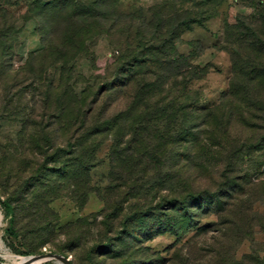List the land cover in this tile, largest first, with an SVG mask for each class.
<instances>
[{
  "label": "trees",
  "instance_id": "16d2710c",
  "mask_svg": "<svg viewBox=\"0 0 264 264\" xmlns=\"http://www.w3.org/2000/svg\"><path fill=\"white\" fill-rule=\"evenodd\" d=\"M115 1L26 0L28 20L43 15L47 8L58 13V23L47 28L52 37L57 34L46 44L43 62L36 70L26 67L21 72L8 69L18 32L13 15L0 6V122L23 113L18 104L24 101L27 91L37 94L36 99L31 97L34 109L29 117L36 115L38 120H23L25 133L18 145L11 144L23 152L17 162L20 170L15 169V154L6 157L8 166L5 159L0 166V178L6 179L2 191L6 201L1 206L10 217L7 233L19 241L24 249L22 256L42 254L43 248L63 255L65 248L53 243L54 240L68 237L72 242L79 241L67 232L68 226L60 225L51 204L69 198L78 208L86 205L87 196L94 192L90 174L100 164L98 151L103 146L101 138L106 136L111 142V168L106 177L107 187L98 193L104 204L105 222L100 228L104 238L111 234L112 223L124 215V204L141 195L146 205L129 207L125 215L127 223L142 220L147 228L169 233H177L180 226L191 223L188 208L236 188L246 187L247 206L259 201L264 207L263 177H248L236 167L244 158L254 157L264 144V93L259 92L258 86L264 83V9L260 13L261 21L254 23L240 18L227 27L228 40L231 43L234 39L236 45V49L226 50L231 56V79L221 103L206 109L198 108L200 96L189 84L202 79L207 71L191 64L190 57L175 50L183 34L194 25L203 27V20L186 12L176 15L171 23V17L164 15L161 19H168L167 23L145 24V31L133 27L114 31L124 35L136 33L131 41L137 44L134 50L130 47L128 56L132 60L128 66H138V73L147 72L139 80L136 73L130 74L123 84L126 89L136 82V97L140 95L137 104L142 101L143 104L137 110V104H127L118 113L120 116H116L109 114L110 101L102 104V99L117 84L94 81L78 97L65 80L68 66L84 53L86 44L100 32L112 33L118 19H106V8ZM214 15V10H210L204 21ZM105 21L113 25L107 26ZM60 27L64 30L59 33ZM53 68L61 72L58 87L50 74ZM169 86L175 94L171 101L150 104L146 94ZM67 115L68 120H64ZM127 115L134 116L126 120ZM172 129L176 134L174 139L169 138ZM238 130L250 139L242 138L239 144L236 140L232 142ZM58 137L65 140V146L57 142ZM171 146H175L177 153L174 175L170 171L162 173L168 162L165 154ZM214 147L217 151H213ZM261 168L264 175V163L258 171ZM153 171L158 181L156 186L149 185ZM223 179L226 184L218 188ZM201 180L212 182L213 186L196 187ZM172 181L177 182L179 190L160 195V186ZM148 198L151 201L158 198L159 205L154 207ZM255 218L258 224L254 223ZM263 220L264 211L258 214L249 208L241 230L243 239H249L255 227L264 229ZM104 238L100 239L99 248L96 246L86 253L91 262H95L98 251L109 247L108 238Z\"/></svg>",
  "mask_w": 264,
  "mask_h": 264
},
{
  "label": "rangeland",
  "instance_id": "374dc122",
  "mask_svg": "<svg viewBox=\"0 0 264 264\" xmlns=\"http://www.w3.org/2000/svg\"><path fill=\"white\" fill-rule=\"evenodd\" d=\"M0 6L13 15L18 32L8 69L13 72H21L26 67L36 70L43 62L42 54L45 52L46 44H49V41L54 39L57 34L56 32L52 37V34H48L47 28L51 24L58 23V13H53L51 9L46 8L43 15L31 17L28 20L26 0H0ZM263 9L264 0H116L106 8L108 16L106 19H118L117 25L111 30L112 33L107 34L99 31L100 35L88 42L84 53L76 57L68 66L65 80L69 81L70 89L78 97L82 96L86 87L91 86L94 81L99 84L105 82L117 84L116 88L103 95L102 104L109 100L111 106L109 114L114 113L117 114L116 116H120L118 113L124 111L129 104L136 105L140 96L136 97L138 90L136 82L126 89L123 87L126 78L130 74L136 73L135 76L139 80L147 72L143 70V73H138L140 70L138 66H128L129 60H132L128 55L137 44L131 41L135 38L136 33L124 35L113 32H117L123 27H133L145 31V24L151 22L156 24L160 21L167 23L168 19H161L164 15L171 17V21H169L171 23L176 15L189 12L196 19L203 20L204 25L203 27L194 25L191 31L185 32L180 43L175 45V50L178 54L190 57L191 64L207 71L202 79L189 84V88L197 91L200 96L198 108L206 109L218 106L231 79V56L226 50L228 48L236 49L234 39L231 40V43L229 42L230 38L228 40L227 27L235 24L236 20L240 18L248 19L254 23L261 21L260 13ZM210 10H214L215 15L204 21ZM104 24L113 25L111 21L109 23L105 21ZM259 26L261 23H258ZM63 30L64 28L60 27L59 33ZM261 32L259 31V33ZM127 44H129L128 48ZM171 72L173 73V69ZM50 74L55 79V86L58 87L60 85V69L53 68L50 70ZM147 80H151V75H148ZM263 84L258 85L261 88L260 93H264ZM22 90L24 92L25 89ZM31 93L27 91L24 101L18 104L23 110L20 116L10 117L6 121L0 122V166L3 165V159L8 166L6 157L15 154L16 171L20 170L17 162L23 157V152L18 146L17 148L11 147V144L18 145L19 138L25 133L23 120H38L36 115L29 117L31 109H34L31 97L33 95L36 99L37 96L36 93ZM61 95L59 94L60 97H62ZM174 95L169 86L166 89H157L153 94L148 93L145 96L152 104L162 100L169 102ZM142 104L143 101L137 104L135 109L137 110ZM133 116L127 115L126 120H131ZM68 117V115L64 116L63 119L68 120ZM175 136V131L172 129L169 138L174 139ZM246 137L245 132L238 130L235 139L232 138L231 141L236 140L235 143L239 144L243 141L242 138L250 139V136ZM101 139L103 146L98 151L100 164L92 169L90 174L94 192L87 196L86 205L83 208H78L69 198H61L51 204L53 211L58 214L60 225L68 226L67 232L79 238V241L76 242L70 241L68 237L58 238L53 242L65 248L66 251L62 256L68 258L72 264H264V229L255 227L249 239H243V231H241L249 208L258 214L264 211V207L259 201H252L250 206L246 205L245 186L242 190L236 188L222 192L216 199H204L201 204L196 203L193 208H188L191 214V223L184 227L180 226L177 233H169L161 229L152 230L151 227L147 228L143 224L145 221L142 220L127 223L125 215L128 213L129 207L133 208L135 204L146 205L145 198L141 195L139 199L124 204V208H126L124 215L112 223V232L106 235L109 247L102 249L101 252L98 251L95 262H91L86 253L96 246L99 248L100 239L104 238L100 232L101 225L105 222L104 204L98 193L103 192L107 187L106 177L111 168L109 160L111 142L107 136ZM57 142L66 145L65 140L61 137H58ZM262 146L263 149L256 152L254 157L244 158L237 163L236 167L243 175L251 178L263 177L262 180H264L262 168L258 171L259 165L264 163V144ZM213 151H217V147H214ZM176 155L175 146H171L165 154L168 162L162 169V173L170 171L173 175L176 174ZM11 165L13 166L9 162V166ZM150 174L152 175L149 185L156 186L158 181L155 172H150ZM5 184L6 179L0 178V188H2L0 189V211L4 218V224L0 227V244L2 246L0 262L19 264L20 259L29 256L21 255L24 249L19 241L7 233L10 217L1 206L6 201L3 194ZM196 184L198 188L213 186L212 182L207 183L204 180ZM221 184H226L224 179L217 187L220 188ZM160 190V195L164 196L176 193L179 189L177 182L172 181L169 185L160 186ZM148 201H151V198H148ZM151 202L154 207L159 205L158 198ZM163 209L164 207L161 208V210ZM79 222L81 223L78 224ZM257 222L258 220L255 218L254 223L258 224ZM262 223L264 224V220ZM42 250L48 252L46 248Z\"/></svg>",
  "mask_w": 264,
  "mask_h": 264
},
{
  "label": "water",
  "instance_id": "95a60500",
  "mask_svg": "<svg viewBox=\"0 0 264 264\" xmlns=\"http://www.w3.org/2000/svg\"><path fill=\"white\" fill-rule=\"evenodd\" d=\"M47 262H53L55 264H71L70 260L65 256L45 251L42 254L26 257L19 264H43ZM0 264L3 263L0 262Z\"/></svg>",
  "mask_w": 264,
  "mask_h": 264
},
{
  "label": "bare ground",
  "instance_id": "6f19581e",
  "mask_svg": "<svg viewBox=\"0 0 264 264\" xmlns=\"http://www.w3.org/2000/svg\"><path fill=\"white\" fill-rule=\"evenodd\" d=\"M4 212V211H3ZM4 224V218H3V214H2V212L0 211V227H1V225H3ZM1 239H3L2 237H1ZM2 246H1V244H0V248H1ZM24 260V258H22V259H20L19 260V263L20 262H22ZM14 263H16V262H14Z\"/></svg>",
  "mask_w": 264,
  "mask_h": 264
}]
</instances>
